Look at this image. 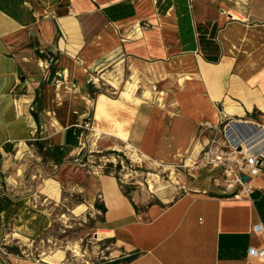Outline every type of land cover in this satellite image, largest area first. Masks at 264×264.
<instances>
[{"label": "crops", "instance_id": "obj_1", "mask_svg": "<svg viewBox=\"0 0 264 264\" xmlns=\"http://www.w3.org/2000/svg\"><path fill=\"white\" fill-rule=\"evenodd\" d=\"M111 58L134 67L121 98L95 99L94 129L138 160L173 166L211 136L203 127L199 137L201 125L224 118L230 144L264 152V120L250 115L256 106L231 116L223 109L233 81L264 99V0H0V264H37L7 245L34 242L52 224L23 183L25 165L11 174L24 157L53 177L43 184L80 194L118 264H264L247 255L264 246L263 190L232 198L213 184L218 171L204 168L207 176L196 183V171L175 199L144 205L113 174L68 160L90 114L92 71ZM134 69L164 76L168 91L146 87L138 96Z\"/></svg>", "mask_w": 264, "mask_h": 264}, {"label": "rangeland", "instance_id": "obj_2", "mask_svg": "<svg viewBox=\"0 0 264 264\" xmlns=\"http://www.w3.org/2000/svg\"><path fill=\"white\" fill-rule=\"evenodd\" d=\"M114 59H110V62L113 64L112 66H106L101 70L99 69V71H92L94 78H92V82L90 83L93 87L89 86L91 88L90 91H92L89 98L90 114L83 120V126L85 123L87 124L85 125L84 132L80 135L79 143L77 142L76 149L78 150L68 160L72 161L76 159L73 163L86 165V169H97L102 173L113 174L120 181L122 189L126 193H129L132 198L139 196L144 205H148L150 202L160 203L175 199L185 192V188H188L192 181H195L192 174H187L183 168L178 166L180 162L176 163L178 165L175 164L167 167L162 164L156 165L148 161L145 162L142 159L138 160L132 148L124 145L114 136L106 134L104 131H102L103 133L96 132L94 129L92 114L95 99L102 93L113 99L121 98L120 92L125 82L129 80L132 68L134 67L131 66V69L127 70L123 64L119 66L117 60ZM134 70L135 76L138 78V96L141 95L146 87H150L152 90L158 92L168 91V88L165 86L167 80L164 76L159 74H156V77L151 76L153 74L152 69ZM154 71L155 73L157 72L155 69ZM95 77L99 78V81L94 82ZM108 80L112 81L115 86L110 85ZM165 96L166 92L164 98ZM230 96L237 97L241 103L238 104L239 102ZM145 101L149 100L142 99L141 102ZM245 101L257 107L253 109L250 115L258 123H262L264 115L259 111L260 108L257 101L264 103V99L261 98L260 93L257 91L249 90L246 87H239L234 81L230 85L223 109L226 105L233 104L238 108V111L234 114H242V107H246ZM127 104L130 105L129 103ZM219 109L222 110V105ZM235 118L238 119V117ZM228 121V118H224L219 122V126H222L220 128L221 133L225 132L223 125L228 124ZM107 122L105 120L104 125H107ZM192 148L196 152L200 149V145L195 142ZM192 148L190 147L189 151ZM20 157L18 156V158ZM27 158L24 157V159L19 161L11 174L14 176L17 169H21L20 164L25 165V169L21 173L23 183L27 184V189H30L31 193H36V204L50 212L52 224L42 237L36 239L34 242L10 243L7 245L9 252L14 253L17 258H30L34 262L37 260V264H48V260L56 256H59L57 264H118L119 261L113 257V248L110 241L108 239L99 240L95 235L98 217L93 209L87 210L81 203L82 198L79 193H71L63 188L59 189L60 198L57 201L52 199L46 200L47 198L40 190L45 184H43V179L52 176L45 173L43 169L36 173L33 172L32 169L36 161L29 163ZM196 174L198 178L196 183L207 176L205 171H198ZM95 206L100 207L98 203ZM77 207L80 208L77 212H74Z\"/></svg>", "mask_w": 264, "mask_h": 264}, {"label": "built area", "instance_id": "obj_3", "mask_svg": "<svg viewBox=\"0 0 264 264\" xmlns=\"http://www.w3.org/2000/svg\"><path fill=\"white\" fill-rule=\"evenodd\" d=\"M221 122V121H220ZM229 124H224L225 130ZM209 129L211 136H205L201 142L202 147L185 153L180 158V164L187 174H192L200 169L208 168L218 171L213 178V184L223 194L234 197L248 198L254 189L264 191V152L251 149L241 143L230 144L226 138V130H221L206 123L199 128V137L204 136L202 128ZM242 175L246 180L242 181ZM252 230L260 233L262 229L258 223L253 224ZM247 255L252 258L264 260V246L255 248L250 246Z\"/></svg>", "mask_w": 264, "mask_h": 264}, {"label": "bare ground", "instance_id": "obj_4", "mask_svg": "<svg viewBox=\"0 0 264 264\" xmlns=\"http://www.w3.org/2000/svg\"><path fill=\"white\" fill-rule=\"evenodd\" d=\"M135 83L134 82H130V83H127L126 87H125V93H124V96L125 97H128L130 96V94L134 91L133 89L135 88ZM149 90V89H148ZM132 95V94H131ZM157 95V94H156ZM134 96V95H133ZM145 96H147V98H153L155 95L154 94H151L150 92H146L145 93ZM132 97V96H131ZM235 99L238 100L237 97L233 96ZM236 101V100H235ZM239 101V100H238ZM241 101H239L240 103ZM237 103V102H235ZM238 103V104H239ZM258 103V107L260 108V110H262L264 112V103L261 102V101H257ZM244 105V104H243ZM240 106V105H239ZM245 106L247 108V110H251L252 109V106L248 101H245ZM244 108V107H243ZM238 108L235 107L233 104H229L226 105V107L224 108V113L227 114V115H231V114H234L236 113L238 110ZM243 111V110H242ZM136 155V153H135ZM41 192L45 194V196H47V199H52V200H58L60 198V193H59V188H58V185L57 183L52 180V179H47V181L45 182L43 188L41 189ZM82 206V205H81ZM80 207H77V209L74 211V212H77V210L79 209ZM59 260V256H56L54 257L53 259H50L48 260L50 264H57V261Z\"/></svg>", "mask_w": 264, "mask_h": 264}, {"label": "water", "instance_id": "obj_5", "mask_svg": "<svg viewBox=\"0 0 264 264\" xmlns=\"http://www.w3.org/2000/svg\"><path fill=\"white\" fill-rule=\"evenodd\" d=\"M241 179H242V181H245L246 180V176L242 175Z\"/></svg>", "mask_w": 264, "mask_h": 264}]
</instances>
